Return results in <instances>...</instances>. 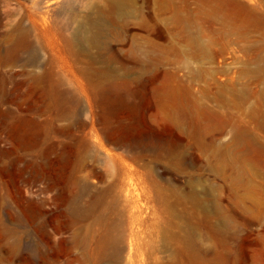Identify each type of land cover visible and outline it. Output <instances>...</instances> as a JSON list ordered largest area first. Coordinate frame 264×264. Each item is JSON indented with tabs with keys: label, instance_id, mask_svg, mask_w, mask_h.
<instances>
[{
	"label": "rangeland",
	"instance_id": "obj_1",
	"mask_svg": "<svg viewBox=\"0 0 264 264\" xmlns=\"http://www.w3.org/2000/svg\"><path fill=\"white\" fill-rule=\"evenodd\" d=\"M31 1L0 0V264H105L109 234L133 237L118 264H264V204L230 171L231 126L204 135L211 116L254 129L256 98L221 99L230 77L264 88L241 72L264 33L247 7L264 0H73L44 20ZM185 87L206 107L193 116L171 107Z\"/></svg>",
	"mask_w": 264,
	"mask_h": 264
},
{
	"label": "bare ground",
	"instance_id": "obj_2",
	"mask_svg": "<svg viewBox=\"0 0 264 264\" xmlns=\"http://www.w3.org/2000/svg\"><path fill=\"white\" fill-rule=\"evenodd\" d=\"M31 2H32V6L36 8L35 9V12L37 11L36 16L39 18V20H41L46 16L45 13H48L49 8L51 7L53 8V6L58 7V5L63 3L72 4L73 0H32ZM129 2L130 0L106 1L107 5L111 9H115V10H120L121 7L123 8V4H126L127 8H129L128 7ZM70 8L71 7H69V9ZM247 8L249 10V13L255 15L264 24V14H258L256 10L250 7ZM100 12H102V10H100ZM130 12H131L130 9H125L123 13L129 14ZM61 14H64V11H62ZM63 16L64 18L66 17V15ZM71 18L69 17L68 19L71 20ZM93 23L99 24L98 19L94 20ZM78 32L79 31L77 30L75 36L78 35ZM240 38L245 40L246 39L245 34L240 33ZM91 41L92 43L98 42L97 34H94L92 36ZM257 41L261 42V44L257 43ZM242 47H243L242 49H244V51L247 54L245 65L247 66L249 64H253L255 66L252 69L248 68L247 66L241 72L245 75L249 74V78L252 80V82L254 81L255 84L264 85V55L262 54V50L264 49V33L262 36V40L256 39L252 44L244 45ZM249 48L251 49V53H248ZM95 75L103 76L104 73L101 72L100 74V72H95ZM228 82H229L227 83L228 88L226 90L227 93L226 95H224V98L221 99L223 102L229 105L231 104L239 107V105H243L245 103V101L249 96H253L254 98H256L257 103L254 105L253 113L251 115V119L254 123V129L245 125V123L242 122L241 120L238 119L236 120L233 117L218 116L215 118L211 116L209 117V119L211 118L209 121L211 122L213 121V123L208 125L211 129L206 130L204 132V135L220 134L224 131L226 125L229 124L231 126L232 143L231 145L226 146V152H231L232 154L231 163L228 164V166L230 167V171L231 173H234L236 177L242 176L244 178V185L248 190H254V189L258 190V192L261 195L259 199V204L263 205L264 204V142L258 139V137L255 134L256 133L255 129L264 130V88L263 89L254 88L250 86L249 81L244 82L240 88H237L235 79H233V77H230ZM121 84L122 81H119L117 79H110L106 81L104 85L105 92L106 93L116 92ZM185 95L186 97L183 100H179L173 97L171 104L173 110L178 112L187 111L188 115L193 116L194 115L193 111L195 109L206 108L202 106L198 98L191 92L189 87H185ZM126 105H129V103H127ZM184 117L178 113V115L176 114L173 115L172 119L176 122L177 125L182 126ZM214 118L215 120H213ZM115 146L117 148H121L122 150H124L126 153L129 154L132 153L134 150V145L130 142H126L123 139L116 140ZM223 159H224L223 154L218 156L217 164L220 167L224 164ZM121 163L124 166V173L127 174V179L125 180V182H123L121 188V194L123 199L129 204L131 203V206L134 208L133 205V203L135 202V198H133L134 190L138 188L136 187L137 182L136 183L133 182L132 179V172L134 171L133 170L134 168H132L129 165H125L122 160ZM135 208L133 210V213L136 217H139L141 209L136 205ZM124 242L125 241L122 240L121 238L109 234V238L107 239V242L104 243L105 264H118L120 260H122L124 257L130 258L132 256L133 237L130 236L127 243ZM122 255H124V257Z\"/></svg>",
	"mask_w": 264,
	"mask_h": 264
}]
</instances>
